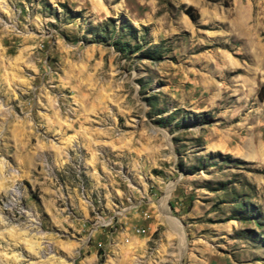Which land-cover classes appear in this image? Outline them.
<instances>
[{
	"label": "rangeland",
	"instance_id": "rangeland-1",
	"mask_svg": "<svg viewBox=\"0 0 264 264\" xmlns=\"http://www.w3.org/2000/svg\"><path fill=\"white\" fill-rule=\"evenodd\" d=\"M0 264H264V0H0Z\"/></svg>",
	"mask_w": 264,
	"mask_h": 264
},
{
	"label": "trees",
	"instance_id": "trees-1",
	"mask_svg": "<svg viewBox=\"0 0 264 264\" xmlns=\"http://www.w3.org/2000/svg\"><path fill=\"white\" fill-rule=\"evenodd\" d=\"M189 10H192V8H189Z\"/></svg>",
	"mask_w": 264,
	"mask_h": 264
}]
</instances>
